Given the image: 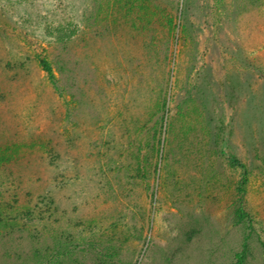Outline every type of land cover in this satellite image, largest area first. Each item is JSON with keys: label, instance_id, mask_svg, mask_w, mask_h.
Returning a JSON list of instances; mask_svg holds the SVG:
<instances>
[{"label": "rangeland", "instance_id": "obj_1", "mask_svg": "<svg viewBox=\"0 0 264 264\" xmlns=\"http://www.w3.org/2000/svg\"><path fill=\"white\" fill-rule=\"evenodd\" d=\"M0 147V264H264V0H0Z\"/></svg>", "mask_w": 264, "mask_h": 264}, {"label": "trees", "instance_id": "obj_2", "mask_svg": "<svg viewBox=\"0 0 264 264\" xmlns=\"http://www.w3.org/2000/svg\"><path fill=\"white\" fill-rule=\"evenodd\" d=\"M170 20V19H169ZM39 64L42 67L43 71L45 72V74L52 79L53 75L50 69V66L48 64V62L45 59H40L39 60ZM52 81V80H51ZM10 150V148H6V147H0V165L5 164L6 162H9V160L11 159L12 156L9 155L8 151ZM222 153V152H221ZM230 162V166H235V164H238V161L234 158L231 157L229 159ZM243 168V167H242ZM245 173L242 174L241 176V181L240 183H238L237 187H236V193L237 194H242L243 193V186L246 183V178L244 176ZM27 213V212H26ZM234 214L237 218V224H246V227L250 228L251 227V221L249 219V215L248 213H246V211L244 210V208L242 207L241 203L239 202V205H237V207H235L234 209ZM27 215V214H26ZM30 215V214H29ZM28 221H30L31 219L29 218V216L27 217ZM244 237L242 239V245H241V249L239 252L235 253L234 257L236 258L235 263L234 264H243L246 254H247V239L249 238V234H244ZM35 252L33 254V257L35 256ZM35 258V257H34ZM35 264H41V263H35Z\"/></svg>", "mask_w": 264, "mask_h": 264}]
</instances>
